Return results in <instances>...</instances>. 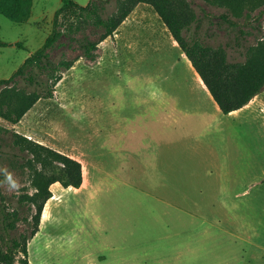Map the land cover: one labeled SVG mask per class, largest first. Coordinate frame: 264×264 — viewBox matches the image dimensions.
Instances as JSON below:
<instances>
[{"label": "rangeland", "instance_id": "1", "mask_svg": "<svg viewBox=\"0 0 264 264\" xmlns=\"http://www.w3.org/2000/svg\"><path fill=\"white\" fill-rule=\"evenodd\" d=\"M74 1L84 5L89 0ZM180 1L202 18V30L215 33L210 44H224L239 30L245 32L248 45L260 36L256 27L264 23V16L258 17L259 10L248 18L233 17L238 25L230 27L222 17L226 8L205 0ZM115 4L112 0L108 12ZM140 5L125 19L124 30L118 27L98 44L93 59L81 57L76 42L64 40L52 56L58 59L65 53L78 59L75 68L63 72L52 97L39 99L16 124L0 118V128L69 155L82 166L79 188L59 182L50 186L52 197L44 205L39 231L28 240L30 264H264V152H259L264 150V133L256 124L243 125L240 129L246 135L233 137V143L251 144L253 154L244 151L238 157L239 169L227 183L228 176L220 181L213 168V150L203 146L215 143L217 166H223L224 140L213 128L165 136L163 126L156 129L149 122L152 112L144 103L152 101L153 87L144 82L129 84L134 72L125 75L124 71L136 66L137 73L149 74L154 68L168 73L172 63L180 69V61L160 36L153 37L161 41L160 50L149 49L145 61L139 62L135 53L131 54L134 60L124 57L123 45L132 35L146 36L149 23L162 35L158 14L150 5ZM60 6V0H20L19 20L0 14V79L11 76L41 47ZM194 25L183 29L182 35L201 42L202 33L195 32ZM83 31L92 39L99 35L91 25ZM22 87L20 82L18 88ZM124 120L126 125L120 127ZM117 127L126 132L120 143L117 138L113 144L103 140ZM2 129L0 190L7 200H14L33 192V171L39 164ZM118 144L139 156L130 161L133 170L125 166L117 172ZM143 144L151 151L150 166L141 161ZM9 174L17 185L14 189L6 180ZM186 177L188 187L166 186L171 180L186 182ZM167 199L195 203L183 205L188 208L183 212L175 208L182 205L166 203ZM25 230L26 224L20 222L15 234Z\"/></svg>", "mask_w": 264, "mask_h": 264}, {"label": "trees", "instance_id": "2", "mask_svg": "<svg viewBox=\"0 0 264 264\" xmlns=\"http://www.w3.org/2000/svg\"><path fill=\"white\" fill-rule=\"evenodd\" d=\"M60 1L51 32L41 47L27 56L11 76L0 79V118L11 124L19 122L39 99L52 97L63 72L78 59L68 58L65 53L58 59L52 56L53 51L65 44L64 40L76 42L81 57L93 59L98 44L112 36L140 3L150 5L158 14L222 113L242 108L264 89V23L256 27L260 36L254 44L248 45L245 32L239 30L232 39L215 45L203 39L201 42L189 40L182 35L183 29L202 18L188 11L187 4L180 0H116L111 12L108 7L112 0H89L86 5L74 0ZM205 1L226 8L222 17L230 27L238 25L233 17L248 18L257 10L258 17L264 16V0ZM19 5L20 0H0V14L17 21L20 19ZM87 25L99 32L97 39L83 31ZM236 57H243V60H235ZM20 82L24 87L18 88ZM2 130L11 134L14 144L32 154L39 168L33 171L32 193H21L14 200H7L0 190V264H30L28 240L39 231L44 205L52 197L50 186L59 182L64 187L79 188L83 181L82 166L69 155L16 131ZM20 222L26 224V230L15 234Z\"/></svg>", "mask_w": 264, "mask_h": 264}, {"label": "crops", "instance_id": "3", "mask_svg": "<svg viewBox=\"0 0 264 264\" xmlns=\"http://www.w3.org/2000/svg\"><path fill=\"white\" fill-rule=\"evenodd\" d=\"M140 4H138L136 8H139V6H141ZM202 23L203 21H198L195 23V32L199 34L202 33L200 36L201 39L207 42L213 40L215 33L213 31H207L210 35L205 36L207 35L205 34L207 32L206 29L202 30ZM125 24L126 20L120 24L119 28L124 30ZM148 26H150L151 30L144 33L147 34L146 36L141 34L132 35L130 40H127V42L123 45L122 51L124 57L126 59L132 58L133 60L138 58L139 62L145 61V58H147L146 53L149 49L155 51L160 50V47L162 46L161 41H159V39L154 40L153 38L154 36H160V38L167 42L171 50H174L176 53H178L180 69H177L172 63V66L174 67H170L168 73L162 70L158 71V69L154 68L152 73L149 71V74H145L137 73L135 66L127 68L124 71L125 75H128L129 71L134 72V75L130 81L127 82H129V84H132L133 81L134 83L144 82L145 84L152 85V101L144 104L148 105L150 111L152 112L151 121L149 122L154 124L156 129L159 128V126H163L160 130L163 131L162 134L165 136L177 131L179 135H183L184 133L200 134L206 129L213 128L212 130L220 135L218 137L224 140L223 153L225 157L229 159V162L227 163L225 158V161L221 163L223 166H217L219 163V154L214 150L216 144L208 143L207 145L204 144L203 146L213 150V155L215 158L213 168L216 169V172L220 176V181L224 179V176H228V179L224 180L228 183V181H231V173H235L239 169L235 162L238 160V157H242L244 151H248L250 157L252 156L251 154H253L251 144L246 143L245 146L244 144L233 143V137H236L242 133L246 135L247 131H242L240 129L243 125H250L251 127L252 125L256 124L260 129H262V132L264 133V89L242 108L231 111L228 114L222 113L216 102L211 97L199 74L196 72L190 60L182 51L165 24L161 23V25L158 27H161L160 31L162 32V35H159L158 29L156 30V27L152 28L150 23ZM130 41L132 42L131 46H129ZM133 53H135L136 58L131 56ZM161 61H163V59ZM133 65L135 64L133 63ZM73 68H75V64L71 67V69ZM126 123V120L122 121L120 127L126 125ZM120 127H117V131L110 132L104 137L103 140L113 144L114 139L117 138L118 140H116L118 143H120L119 140H122L123 138L122 134H126L122 128L121 131L118 130ZM140 147L142 149V152H140L141 161L143 164L150 166L152 164L150 156L151 151L147 152L149 148L146 144H143ZM111 148H113V146H111L109 149ZM129 150L130 149H127V147L123 146L122 144H118V147H116L115 152L117 155V172H119L120 168L122 167L123 171L125 166L126 168H129V170H133L130 161L131 159L132 161H135L139 158V156L133 155L131 152H129ZM259 152H262L263 154L264 150L260 148ZM112 154H114V152ZM153 156L154 159L158 160V153L153 154ZM125 160L127 161L128 165H123L126 163ZM183 182H185V180H171L170 184L166 186H189V184H187V177L186 182ZM164 201L166 203L171 202L170 199ZM177 201V203H171L175 205H182L175 206V208L183 212H188L187 206L183 205L195 203V201L191 202L190 200L185 204L181 199H177Z\"/></svg>", "mask_w": 264, "mask_h": 264}, {"label": "clouds", "instance_id": "4", "mask_svg": "<svg viewBox=\"0 0 264 264\" xmlns=\"http://www.w3.org/2000/svg\"><path fill=\"white\" fill-rule=\"evenodd\" d=\"M6 180H7L8 184L10 185L11 188L14 189L17 187L15 181L12 179L10 174L6 176Z\"/></svg>", "mask_w": 264, "mask_h": 264}, {"label": "bare ground", "instance_id": "5", "mask_svg": "<svg viewBox=\"0 0 264 264\" xmlns=\"http://www.w3.org/2000/svg\"><path fill=\"white\" fill-rule=\"evenodd\" d=\"M44 216H45V211L42 212V217H44Z\"/></svg>", "mask_w": 264, "mask_h": 264}]
</instances>
